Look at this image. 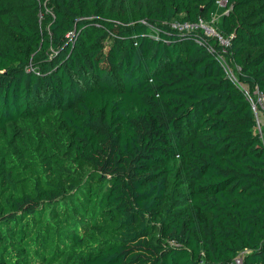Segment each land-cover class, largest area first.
Listing matches in <instances>:
<instances>
[{
	"label": "trees",
	"instance_id": "obj_1",
	"mask_svg": "<svg viewBox=\"0 0 264 264\" xmlns=\"http://www.w3.org/2000/svg\"><path fill=\"white\" fill-rule=\"evenodd\" d=\"M257 90L264 0H0V264H264Z\"/></svg>",
	"mask_w": 264,
	"mask_h": 264
},
{
	"label": "built area",
	"instance_id": "obj_2",
	"mask_svg": "<svg viewBox=\"0 0 264 264\" xmlns=\"http://www.w3.org/2000/svg\"><path fill=\"white\" fill-rule=\"evenodd\" d=\"M218 18L219 17L214 16L210 21L199 18L196 22H173L171 23V27L173 29H177L179 32H202L204 37L214 40L217 49H215V47H212L209 48V50L215 52L216 59L221 63L228 77L232 81L237 82L235 72L231 67L230 62L227 60V54L232 44L231 38L225 36L217 27ZM200 43L202 45L206 44L203 41H200ZM247 94L248 96H250L249 92H247ZM254 95L256 96V102H254L253 98H250L252 102V109L256 116L258 132L260 133L261 137L264 138V122L262 123L261 121V118H263L264 120V94H261L257 90L254 92ZM237 263L240 264V260H238Z\"/></svg>",
	"mask_w": 264,
	"mask_h": 264
},
{
	"label": "rangeland",
	"instance_id": "obj_3",
	"mask_svg": "<svg viewBox=\"0 0 264 264\" xmlns=\"http://www.w3.org/2000/svg\"><path fill=\"white\" fill-rule=\"evenodd\" d=\"M262 123L264 122L263 118H261Z\"/></svg>",
	"mask_w": 264,
	"mask_h": 264
}]
</instances>
